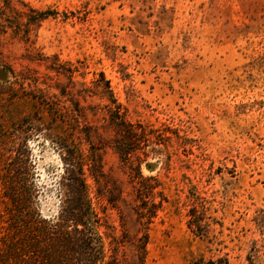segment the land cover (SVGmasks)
Instances as JSON below:
<instances>
[{"label": "rangeland", "instance_id": "obj_1", "mask_svg": "<svg viewBox=\"0 0 264 264\" xmlns=\"http://www.w3.org/2000/svg\"><path fill=\"white\" fill-rule=\"evenodd\" d=\"M75 152L105 264H264V0H0V213Z\"/></svg>", "mask_w": 264, "mask_h": 264}, {"label": "trees", "instance_id": "obj_2", "mask_svg": "<svg viewBox=\"0 0 264 264\" xmlns=\"http://www.w3.org/2000/svg\"><path fill=\"white\" fill-rule=\"evenodd\" d=\"M67 164L78 169V175L72 176V198L61 201L56 216L42 217L30 198H8L5 213H0V264L106 263L104 243L80 177V156L71 154Z\"/></svg>", "mask_w": 264, "mask_h": 264}]
</instances>
